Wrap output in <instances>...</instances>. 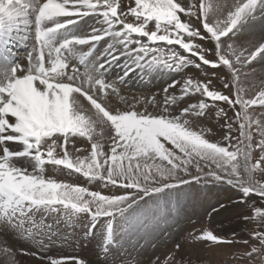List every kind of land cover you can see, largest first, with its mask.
<instances>
[{"label":"snow or ice","instance_id":"snow-or-ice-1","mask_svg":"<svg viewBox=\"0 0 264 264\" xmlns=\"http://www.w3.org/2000/svg\"><path fill=\"white\" fill-rule=\"evenodd\" d=\"M257 21L264 0H0V232L35 249L0 247V264H20L17 254L88 264L44 255L54 239L73 237L61 224L81 221L84 238L100 237L106 264H116L107 257L130 232L171 218L169 207L142 210L147 200L193 182L235 190L232 203L251 211L241 219L257 228L251 243L209 229L190 238L242 243L248 250L239 259L264 264V73L254 79L256 66L264 68V35L238 43ZM16 40L32 41L26 64L12 59ZM189 66L223 68L217 79L229 94L190 76L166 85L160 100L129 98L118 87ZM209 109L223 120L220 140L193 126ZM81 139L89 147L78 146ZM49 165L115 191L46 175ZM164 264L183 261L169 255Z\"/></svg>","mask_w":264,"mask_h":264},{"label":"rangeland","instance_id":"rangeland-1","mask_svg":"<svg viewBox=\"0 0 264 264\" xmlns=\"http://www.w3.org/2000/svg\"><path fill=\"white\" fill-rule=\"evenodd\" d=\"M123 2L125 6H128L130 0H123ZM251 33L258 34L257 38L264 35V22L257 21L248 32L240 37L238 43H244L249 40V34ZM16 41L19 42V40ZM27 42L23 49L12 48V59L21 64H26L25 55L29 51L32 43L31 40ZM196 42L200 41L197 40ZM208 58L213 59L214 57L209 54ZM256 69L257 74L254 79L258 82L260 75L264 73V68L257 65ZM202 71L207 73V75H203ZM224 71L223 68L212 69L210 66H202V70L189 66L181 73L153 75L144 80L138 77L135 83H130L131 78H129L124 84H118V87L121 90V94L129 98H146L157 94L156 98L160 100L163 97L162 89L166 85L174 79L182 80L190 76L194 80L198 79L200 81L211 79L212 86L215 89L229 94L230 90L224 89L221 81L217 79V76H222ZM213 72L217 75L213 76ZM112 73L108 77L109 80L115 78L117 71ZM196 99L197 97L186 98L185 103L181 106L196 102ZM216 103L227 108L223 102L218 101ZM138 107L143 106L138 105ZM214 112L215 109H209L205 116L193 117L192 122L193 126L207 129L210 140H220L224 135V129L220 126L223 124V120L218 121L214 116ZM228 115L233 116L234 113L229 111ZM77 144L78 146L89 147L82 139L78 140ZM46 175L54 176L60 180L80 186H89L91 190H100L105 193L115 191V189L105 188L99 182H93L89 185L86 178L79 174L69 175L66 171H61L51 165L47 166ZM251 199L256 201L257 206L261 205L258 197L253 196ZM238 200L239 193L227 186H203L202 184L196 183L191 186H181L171 193L162 194L158 198L148 199L147 203L143 205L142 210L147 211L157 204L160 207H169L172 210L171 218L168 219L167 223L161 224L159 227L153 228L150 225L146 229L138 228L130 232L125 237L126 243L124 244V248L119 251L112 249L107 259L109 261L115 260L116 264H164L166 257L175 255L177 260L183 261V264H248L247 260L238 258L240 253L248 250L247 245L242 243L213 245L210 242L192 240L189 236L190 233L199 234L202 230L209 229L217 235L229 238L235 232L237 240H249L251 243L250 233L256 230L257 225L255 222H246L241 219L242 216L251 215V211L247 205L232 203ZM220 204H224L226 210L220 209ZM213 208L218 209V213L213 212ZM46 222L51 223L52 221L48 219ZM81 223L83 221L77 222L75 228L66 227L64 224H61V233L72 232L74 233L73 237L67 242L54 239V242L47 248L44 255L52 258L78 257L87 261L88 264H106L101 251L100 237L84 238L83 229L80 227ZM5 245L17 249L26 247L30 250H35L31 248L28 242L21 241L13 237L10 233L5 234L0 232V247ZM176 245H180L179 250L176 249ZM16 259L20 264H40L39 261L31 256L17 254ZM2 260L3 256L0 255V261ZM257 264H259V261H257Z\"/></svg>","mask_w":264,"mask_h":264},{"label":"bare ground","instance_id":"bare-ground-1","mask_svg":"<svg viewBox=\"0 0 264 264\" xmlns=\"http://www.w3.org/2000/svg\"><path fill=\"white\" fill-rule=\"evenodd\" d=\"M253 34V35H252ZM250 36H249V38L250 39H253V38H257V35L258 34H256V33H251V34H249ZM24 42H21V41H19V42H16V41H14L12 44H11V48H17V46L19 47H21V48H23V47H25V43H28L27 41L23 44ZM20 44V45H19ZM21 44H22V46H21ZM26 56V55H25ZM24 56V57H25ZM113 70H115V71H118L117 69H113ZM115 71H113V73L115 72ZM112 73V74H113ZM138 77L139 76H133V77H131V81H130V83H135V82H137V79H138ZM111 80V79H110ZM128 81V79L126 80V82ZM144 82V81H143ZM142 83V82H141Z\"/></svg>","mask_w":264,"mask_h":264}]
</instances>
